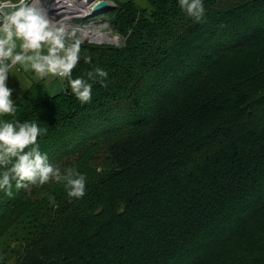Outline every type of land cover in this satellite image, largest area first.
I'll use <instances>...</instances> for the list:
<instances>
[{"label":"trees","instance_id":"16d2710c","mask_svg":"<svg viewBox=\"0 0 264 264\" xmlns=\"http://www.w3.org/2000/svg\"><path fill=\"white\" fill-rule=\"evenodd\" d=\"M113 2L125 44L81 43L72 71L106 87L81 103L66 78L33 83L0 116L86 177L82 198L0 189V264H264V0H202L199 22L179 0Z\"/></svg>","mask_w":264,"mask_h":264},{"label":"clouds","instance_id":"9594fccd","mask_svg":"<svg viewBox=\"0 0 264 264\" xmlns=\"http://www.w3.org/2000/svg\"><path fill=\"white\" fill-rule=\"evenodd\" d=\"M181 8L199 22L204 14L202 0H179ZM81 40L75 29L54 22L41 0H0V116L14 115L16 107L7 86L11 69L17 65L33 71L39 78L48 76L68 79L71 92L81 103L92 99L93 83L104 81L108 73L94 68L87 78H72L80 61ZM90 62L89 57L84 58ZM46 133L35 122L0 121V189L11 195L28 185L43 186L50 181L65 182L68 196L82 198L86 177L69 168L64 174L39 150L38 136ZM27 149V150H26ZM10 165V167H9Z\"/></svg>","mask_w":264,"mask_h":264},{"label":"built area","instance_id":"2783aa9c","mask_svg":"<svg viewBox=\"0 0 264 264\" xmlns=\"http://www.w3.org/2000/svg\"><path fill=\"white\" fill-rule=\"evenodd\" d=\"M97 1L99 0H41V3L54 22L75 29L81 43L120 47L126 37L119 34L108 18H103L105 14H93L92 6Z\"/></svg>","mask_w":264,"mask_h":264},{"label":"crops","instance_id":"0c3cea01","mask_svg":"<svg viewBox=\"0 0 264 264\" xmlns=\"http://www.w3.org/2000/svg\"><path fill=\"white\" fill-rule=\"evenodd\" d=\"M43 81L44 78L41 79L40 82L39 77L31 70L25 71L20 65H17V68L13 67L7 80V86L12 89L11 99L13 101L16 100L23 95L33 83H44Z\"/></svg>","mask_w":264,"mask_h":264},{"label":"rangeland","instance_id":"374dc122","mask_svg":"<svg viewBox=\"0 0 264 264\" xmlns=\"http://www.w3.org/2000/svg\"><path fill=\"white\" fill-rule=\"evenodd\" d=\"M109 2V4L111 5V6H113L114 7V2H113V0H109L108 1ZM218 4H220L219 2H217V1H214V5H217L218 6ZM216 6V7H217ZM99 15H101V13L99 14ZM103 18H106L107 19V17H106V15H105V17H103ZM118 31V30H117ZM119 32V31H118ZM118 34V33H117ZM119 34L122 36V34L119 32ZM118 34V35H119ZM125 42H126V39L124 40V43L121 45V46H123L124 44H125ZM101 46H107V45H101ZM120 46V47H121ZM14 68H17V66H15ZM39 81L41 82V78H39ZM44 84H45V89H46V91H48L51 95H55L56 93H59V92H61V91H63L66 87H65V85H66V83H65V79H61V78H59V77H53V76H48V77H45L44 78ZM162 85V84H161ZM151 87H153L152 85H150V86H148V88L147 89H149V88H151ZM145 101H147L146 102V106H149L150 104H151V107H150V111H151V109L153 108V106L155 105V100H154V102H151L150 100H146L145 99ZM144 106V105H143ZM146 106H144V107H146ZM140 108V107H139ZM141 109V108H140ZM153 112V111H152ZM97 157H103V155H102V151H98L97 152V155H96ZM15 245V243L14 242H11V246H14ZM0 251H2V249H0ZM7 264H12V262H10V263H7Z\"/></svg>","mask_w":264,"mask_h":264},{"label":"water","instance_id":"95a60500","mask_svg":"<svg viewBox=\"0 0 264 264\" xmlns=\"http://www.w3.org/2000/svg\"><path fill=\"white\" fill-rule=\"evenodd\" d=\"M112 7L107 0H99L92 6V12L93 14H105L106 10Z\"/></svg>","mask_w":264,"mask_h":264}]
</instances>
